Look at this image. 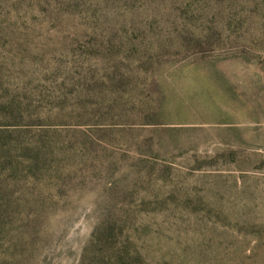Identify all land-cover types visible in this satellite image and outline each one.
Returning a JSON list of instances; mask_svg holds the SVG:
<instances>
[{"label":"rangeland","instance_id":"374dc122","mask_svg":"<svg viewBox=\"0 0 264 264\" xmlns=\"http://www.w3.org/2000/svg\"><path fill=\"white\" fill-rule=\"evenodd\" d=\"M188 1L0 0V264H264V0Z\"/></svg>","mask_w":264,"mask_h":264},{"label":"trees","instance_id":"16d2710c","mask_svg":"<svg viewBox=\"0 0 264 264\" xmlns=\"http://www.w3.org/2000/svg\"><path fill=\"white\" fill-rule=\"evenodd\" d=\"M187 6L185 5L184 7H182V13L183 15H188L189 13H192V11L189 9L191 7V4L189 3V1L187 0ZM198 46L200 47H205L206 44L205 43H201L200 41L196 42ZM203 44H205V46H203Z\"/></svg>","mask_w":264,"mask_h":264}]
</instances>
